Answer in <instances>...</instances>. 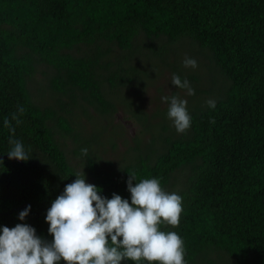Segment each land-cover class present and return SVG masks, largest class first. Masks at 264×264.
Here are the masks:
<instances>
[{
	"label": "trees",
	"instance_id": "1",
	"mask_svg": "<svg viewBox=\"0 0 264 264\" xmlns=\"http://www.w3.org/2000/svg\"><path fill=\"white\" fill-rule=\"evenodd\" d=\"M10 137L27 161L8 158ZM82 170L108 199L130 201L132 173L180 195L179 225L161 230L185 264H264V0H0V227L51 241L47 210Z\"/></svg>",
	"mask_w": 264,
	"mask_h": 264
},
{
	"label": "clouds",
	"instance_id": "2",
	"mask_svg": "<svg viewBox=\"0 0 264 264\" xmlns=\"http://www.w3.org/2000/svg\"><path fill=\"white\" fill-rule=\"evenodd\" d=\"M185 67H197L192 58H185ZM172 84L194 90L185 79L173 75ZM170 100L167 116L178 133H184L191 125L187 101L176 96L162 97ZM215 107V101H207ZM25 109L21 106L19 114ZM13 119L19 124V117ZM214 122V121H213ZM4 126L14 134L8 119ZM13 145L6 152L9 159L27 161L30 156L23 144L9 138ZM87 149H81L87 155ZM82 176L65 185L63 192L52 201L45 220L52 236L47 241L36 234L35 229L23 223L14 227H0V264H185L184 243L173 231H163L161 226L177 227L182 212V197L168 193L161 187L159 178L136 181L135 173L129 174L127 190L129 199L113 193L110 199L98 194L96 185L87 183ZM30 205L19 213L23 221Z\"/></svg>",
	"mask_w": 264,
	"mask_h": 264
},
{
	"label": "rangeland",
	"instance_id": "3",
	"mask_svg": "<svg viewBox=\"0 0 264 264\" xmlns=\"http://www.w3.org/2000/svg\"><path fill=\"white\" fill-rule=\"evenodd\" d=\"M158 81H160V80H158ZM149 94L151 95V98H149V99H151V100H154V102L153 101H149V102H151V103H148V108H154V103L156 102V101H158V99L154 96V94H152L151 92H149ZM147 95V93H145V96ZM153 98V99H152ZM189 98V97H188ZM123 114V113H122ZM117 115H119L120 116V118H121V113H118ZM117 118V117H116ZM117 120L119 121L120 119L119 118H117ZM109 129H110V126L108 125V123H107V121H105V122H103L101 125H100V131H102L105 135L107 134V132L109 131ZM126 132L128 133V131L130 132V133H136L137 131H138V127L137 126H135V127H133V128H131V126H126Z\"/></svg>",
	"mask_w": 264,
	"mask_h": 264
},
{
	"label": "water",
	"instance_id": "4",
	"mask_svg": "<svg viewBox=\"0 0 264 264\" xmlns=\"http://www.w3.org/2000/svg\"><path fill=\"white\" fill-rule=\"evenodd\" d=\"M8 156V155H7Z\"/></svg>",
	"mask_w": 264,
	"mask_h": 264
}]
</instances>
